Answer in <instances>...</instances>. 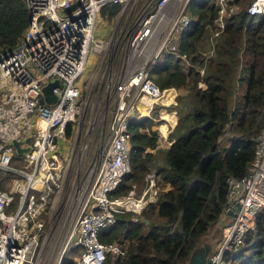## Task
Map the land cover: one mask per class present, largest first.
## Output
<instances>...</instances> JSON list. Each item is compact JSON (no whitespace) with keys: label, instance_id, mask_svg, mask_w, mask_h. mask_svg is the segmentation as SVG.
Here are the masks:
<instances>
[{"label":"built area","instance_id":"built-area-1","mask_svg":"<svg viewBox=\"0 0 264 264\" xmlns=\"http://www.w3.org/2000/svg\"><path fill=\"white\" fill-rule=\"evenodd\" d=\"M24 1L29 24L12 49L0 51V170L16 175L9 188H0V264H42L38 250L45 233L44 219L50 196L61 189L64 175L61 140L83 103L78 81L89 54L107 52L110 61L105 71L112 76L104 87L111 105L107 137L94 158L95 175L90 173L77 191L79 210L66 239V246H79L74 264H102L106 253L122 250L119 244L100 242L98 230L114 223V212L124 209L135 213L132 219L138 220L137 214L154 200L160 179L155 170L145 173V186L138 197L133 196L132 187L115 198L109 192L130 171L129 122L151 117L158 105L176 103L177 90L160 88L147 68L168 51L187 69L189 58L177 52V45L181 31L193 20L189 9L192 0ZM208 1L216 12L210 39L225 28L227 17L242 8L248 15H264V0ZM75 2L78 4L73 9L65 11ZM107 3L119 5L116 14L123 22L118 20L117 33L99 38L94 35L95 23ZM124 32L127 35L116 67L111 60L121 50L118 41ZM49 83L52 101L43 94ZM199 85L204 87L202 82ZM166 90L171 95L167 96ZM168 114L174 118L176 111ZM164 116L160 114L153 129L161 142L175 123ZM161 121H167L166 135L158 126ZM14 140L23 151L16 150ZM254 140V155L246 174L227 179L222 217L226 220L208 255L209 264H230L225 255L240 247L245 233L254 227L256 216L264 213V125ZM234 205L235 215L228 214L227 209ZM64 251L65 247L57 264Z\"/></svg>","mask_w":264,"mask_h":264},{"label":"trees","instance_id":"trees-1","mask_svg":"<svg viewBox=\"0 0 264 264\" xmlns=\"http://www.w3.org/2000/svg\"><path fill=\"white\" fill-rule=\"evenodd\" d=\"M119 9L107 3L101 13L111 16ZM189 9L193 20L177 45V52L189 58L187 69L168 51L147 68L160 88L186 89L170 106L176 110L174 118L162 109L175 120L168 133L171 142L160 146L153 117L132 119L130 171L109 196L126 194L151 168L160 174L162 188L137 214L138 220L130 211L114 212L115 222L98 230L100 242L120 244L122 250L106 253L102 264H188L192 252L205 249L206 243L210 254L220 238L213 240L226 205L227 179L244 176L252 161L254 138L264 125V15H248L242 8L210 39L213 5L192 0ZM28 24L24 0H0V51L12 49ZM70 130L67 125V136ZM8 177L0 170V188L7 189ZM225 258L230 264H264L263 212L240 247ZM61 264H74L73 258L63 257Z\"/></svg>","mask_w":264,"mask_h":264},{"label":"rangeland","instance_id":"rangeland-1","mask_svg":"<svg viewBox=\"0 0 264 264\" xmlns=\"http://www.w3.org/2000/svg\"><path fill=\"white\" fill-rule=\"evenodd\" d=\"M123 22V19L118 14L107 16L99 13L94 35L99 38H108L118 32L119 21ZM130 27H128L129 30ZM127 30V31H128ZM127 35L124 32L123 36L118 41L120 52L114 57L113 63L116 67L119 65L124 38ZM110 59L107 57V52L90 53L88 56L87 64L82 72L78 81L79 86L82 89V108L77 116L76 120L70 125V135L67 136L64 133L62 137L61 145L63 151L62 161L64 167V175L62 180L61 189L54 195L50 196L48 203V211L45 215L44 225L45 233L40 237L42 243L41 249L38 250V258L42 259V264H55V260L58 255L61 254L63 248L65 251L63 257L72 258L77 255V249L79 246H66V239L69 234V230L75 221L78 210L79 202L76 199V194L81 187L83 180L91 175H95L97 166H95V156L102 148V140L107 137V127L111 116V105L107 103V94L105 92L106 82L112 77L110 73L105 71L106 66ZM116 72H114L113 80L116 78ZM186 92L185 87L179 89L177 93L183 94ZM174 105V104H173ZM171 105L166 107L158 105L152 111L151 117L154 118L153 129L161 113H165L162 109L167 111L174 110L170 108ZM176 111V110H175ZM155 131V130H154ZM168 139V137H167ZM171 141V140H170ZM166 142L160 141V146L166 145ZM149 170H155L151 168ZM16 175L9 174L7 181L4 183L9 188L13 178ZM142 182H134L131 184L133 188V196L138 197L142 189L145 186ZM156 192L159 188H162L160 183L156 182ZM156 192L153 197L155 199ZM153 192L149 191V194ZM124 211H128L125 210ZM131 212V211H130ZM133 213V212H131ZM135 213L133 217L135 218ZM218 235L215 236L218 239L221 235L222 226L221 224L217 227ZM212 244V240H210ZM120 245V244H119Z\"/></svg>","mask_w":264,"mask_h":264},{"label":"water","instance_id":"water-1","mask_svg":"<svg viewBox=\"0 0 264 264\" xmlns=\"http://www.w3.org/2000/svg\"><path fill=\"white\" fill-rule=\"evenodd\" d=\"M78 4V2H75L73 4H71L70 6L65 8V11H70L71 9H73L76 5ZM51 87H52V83L47 84L44 88H43V94H44V98L47 101H52L53 97H51ZM14 146L16 147V150L18 152L23 151L24 149H22L19 145V143L14 140L13 141ZM236 205V204H235ZM235 205L232 208L227 209V213L231 214V215H235ZM210 252V245L209 244H205V249H201V250H194V252H192V254L189 257L188 260V264H209V259H208V254ZM61 263V261H60ZM59 263V264H60Z\"/></svg>","mask_w":264,"mask_h":264},{"label":"bare ground","instance_id":"bare-ground-1","mask_svg":"<svg viewBox=\"0 0 264 264\" xmlns=\"http://www.w3.org/2000/svg\"><path fill=\"white\" fill-rule=\"evenodd\" d=\"M169 91L170 90H166L165 91V94L168 92L169 93ZM168 95H171L170 93L169 94H167V96ZM161 115H162V117H165L164 115H166L165 113H161ZM162 122V124H167V121H161ZM160 128H161V130H162V135H166L167 134V130H165L164 128H163V126H160V125H158ZM59 256H60V254L58 255V257H57V259L55 260V264H57V261H58V259H59Z\"/></svg>","mask_w":264,"mask_h":264},{"label":"crops","instance_id":"crops-1","mask_svg":"<svg viewBox=\"0 0 264 264\" xmlns=\"http://www.w3.org/2000/svg\"><path fill=\"white\" fill-rule=\"evenodd\" d=\"M176 90H177V89H176ZM177 91H178V90H177ZM177 94H178V93H177ZM159 125H160V126H163V128H164L165 130H167V124H162V122H160ZM164 142L167 143V144L164 145V146H167V145L170 144L171 141H170L169 139H166V140H164ZM166 187H169V186L166 185ZM225 218H226V217H224V218L221 219V221H220V224H221V225H223V224L225 223V222H224V221L226 220Z\"/></svg>","mask_w":264,"mask_h":264},{"label":"clouds","instance_id":"clouds-1","mask_svg":"<svg viewBox=\"0 0 264 264\" xmlns=\"http://www.w3.org/2000/svg\"><path fill=\"white\" fill-rule=\"evenodd\" d=\"M192 13V12H191ZM63 258V257H62ZM74 258V257H73ZM62 260V259H61ZM73 261H74V259H73ZM61 264V263H60Z\"/></svg>","mask_w":264,"mask_h":264}]
</instances>
